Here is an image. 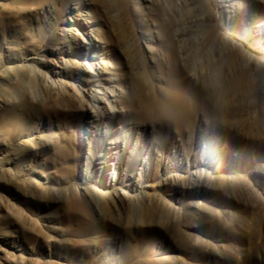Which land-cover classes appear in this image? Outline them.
I'll use <instances>...</instances> for the list:
<instances>
[{"label":"rangeland","instance_id":"rangeland-1","mask_svg":"<svg viewBox=\"0 0 264 264\" xmlns=\"http://www.w3.org/2000/svg\"><path fill=\"white\" fill-rule=\"evenodd\" d=\"M0 264H264V0H0Z\"/></svg>","mask_w":264,"mask_h":264},{"label":"bare ground","instance_id":"bare-ground-1","mask_svg":"<svg viewBox=\"0 0 264 264\" xmlns=\"http://www.w3.org/2000/svg\"><path fill=\"white\" fill-rule=\"evenodd\" d=\"M242 52H244L243 50H242ZM245 53V52H244ZM247 56V55H246ZM248 58H249V56H248ZM244 72V71H243ZM247 73V72H246ZM243 78H244V75L242 74L241 76H240V80H243ZM175 93H177V92H171L169 95H168V106H169V111L170 112H166L167 113V115L168 116H173V114H175V113H180V112H182V111H184V110H187V107L189 106L188 104L189 103H187L185 100H183L181 97H179V95H176ZM179 94V93H178ZM222 94V89L221 88H217V99H219V96ZM166 109V108H165ZM217 109H218V100H217ZM166 111H167V109H166ZM187 114H188V112H187ZM182 115H184V113L182 114ZM167 116V117H168ZM175 116V115H174ZM173 116V117H174ZM177 116V115H176ZM175 116V117H176ZM185 116V115H184ZM181 116L179 115V118H180ZM172 120H174V119H172ZM172 261V260H171Z\"/></svg>","mask_w":264,"mask_h":264}]
</instances>
